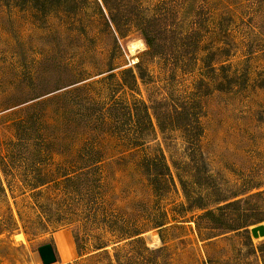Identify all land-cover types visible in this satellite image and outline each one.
<instances>
[{
  "label": "rangeland",
  "instance_id": "obj_1",
  "mask_svg": "<svg viewBox=\"0 0 264 264\" xmlns=\"http://www.w3.org/2000/svg\"><path fill=\"white\" fill-rule=\"evenodd\" d=\"M154 16L165 55L139 31ZM168 92L199 100L197 165L182 129L132 144L112 108ZM160 154L174 182L156 192L141 162ZM84 158L100 167L87 195L61 177ZM180 178L208 204L248 197L229 219L264 215V0H0V264H43L46 242L52 264H264V236L184 210Z\"/></svg>",
  "mask_w": 264,
  "mask_h": 264
},
{
  "label": "trees",
  "instance_id": "obj_2",
  "mask_svg": "<svg viewBox=\"0 0 264 264\" xmlns=\"http://www.w3.org/2000/svg\"><path fill=\"white\" fill-rule=\"evenodd\" d=\"M105 1L107 2V0ZM112 19L115 21V18ZM155 20H157V16L147 20L144 24H140L139 31L145 44L153 53L165 55L168 51V49H165L167 48L166 42L169 34L171 36V31L167 26H156ZM197 36L199 35L192 32L190 38H197ZM171 39H175L176 42V38L173 37V35ZM124 73H131V81H127L126 78H124L126 86L131 89H134L133 87L137 83L138 78L145 79L143 72H141V67L138 69V74H135L131 68L126 69ZM198 104L199 100L195 97L192 99H180V97L175 96L172 92H168V95L161 99H134L132 102L118 99L114 102L112 108L114 109V107L122 106V108H118V111L123 108L127 109L129 118L133 121L136 129L133 134L132 144H136L140 141L143 131L153 130L156 126L162 131L169 128L182 129L189 144L190 160L197 165L203 157L199 148V141L203 135V126L200 119V108ZM96 163L97 162L92 158H84V162H78L77 160L69 162L67 168H63L61 177L64 178L65 182L73 181V183H75L78 180H82L80 184H84L83 187L87 195L94 185V172L100 168ZM141 164L144 171L148 174L150 183L156 192L165 191L169 183L174 182L171 167L166 161L164 154L144 158ZM199 168L200 167L194 172L197 182H201ZM46 179L47 178L39 179L35 177V181L32 183L38 187L37 184L44 183V181L47 182ZM54 181L57 180L55 179ZM179 181L188 200V203L182 204L181 207L189 211L193 209L204 211V215L208 216L214 223L218 222L216 228L220 230L236 231L243 229L248 232L251 226L264 221V215L256 216V218H249L250 214L246 211L234 215L231 219L227 218L224 211L228 208L238 209L242 201L248 200V197L246 199L237 198L234 200L233 198H219L216 199L213 204H208L201 195L192 199L182 178H180ZM81 187L80 185L76 186V194L79 195ZM1 188L4 189L2 183ZM261 193H264V190L257 192V195ZM214 205L216 206L214 207ZM217 210L221 212L218 215L216 213Z\"/></svg>",
  "mask_w": 264,
  "mask_h": 264
},
{
  "label": "water",
  "instance_id": "obj_3",
  "mask_svg": "<svg viewBox=\"0 0 264 264\" xmlns=\"http://www.w3.org/2000/svg\"><path fill=\"white\" fill-rule=\"evenodd\" d=\"M253 236H264V222L251 226L250 228ZM43 264H52L57 261L56 251L51 242H46L38 247Z\"/></svg>",
  "mask_w": 264,
  "mask_h": 264
},
{
  "label": "bare ground",
  "instance_id": "obj_4",
  "mask_svg": "<svg viewBox=\"0 0 264 264\" xmlns=\"http://www.w3.org/2000/svg\"><path fill=\"white\" fill-rule=\"evenodd\" d=\"M141 41V40H140Z\"/></svg>",
  "mask_w": 264,
  "mask_h": 264
}]
</instances>
